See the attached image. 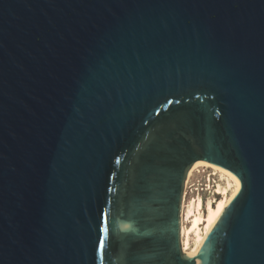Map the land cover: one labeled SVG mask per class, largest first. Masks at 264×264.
<instances>
[{
  "label": "water",
  "instance_id": "water-1",
  "mask_svg": "<svg viewBox=\"0 0 264 264\" xmlns=\"http://www.w3.org/2000/svg\"><path fill=\"white\" fill-rule=\"evenodd\" d=\"M202 158L239 188L189 255ZM0 264H264V0H0Z\"/></svg>",
  "mask_w": 264,
  "mask_h": 264
},
{
  "label": "bare ground",
  "instance_id": "bare-ground-1",
  "mask_svg": "<svg viewBox=\"0 0 264 264\" xmlns=\"http://www.w3.org/2000/svg\"><path fill=\"white\" fill-rule=\"evenodd\" d=\"M194 175H204L205 180L196 179L197 189L189 197L187 186L180 216L182 247L189 255L203 243L239 188L237 176L203 158L189 168L187 185Z\"/></svg>",
  "mask_w": 264,
  "mask_h": 264
},
{
  "label": "rangeland",
  "instance_id": "rangeland-1",
  "mask_svg": "<svg viewBox=\"0 0 264 264\" xmlns=\"http://www.w3.org/2000/svg\"><path fill=\"white\" fill-rule=\"evenodd\" d=\"M187 177H188V174H187ZM197 178L198 179H201V182H204V180H205L204 175H198V176L197 175L196 176L194 175V177H192V179H190V182H189L190 185H192L193 187H197V185H196L197 184V181H196ZM186 181H187V178L185 180V183H187Z\"/></svg>",
  "mask_w": 264,
  "mask_h": 264
},
{
  "label": "built area",
  "instance_id": "built-area-1",
  "mask_svg": "<svg viewBox=\"0 0 264 264\" xmlns=\"http://www.w3.org/2000/svg\"><path fill=\"white\" fill-rule=\"evenodd\" d=\"M184 189H183V194H182V201H183V198H184V195H185V190L187 189V186H188V197L192 194V192H194V190L196 191V189H197V187H193L192 185H190V183H189V185H187V183H185L184 184ZM181 205H182V203H181ZM181 243H182V241H181ZM183 248V247H182ZM183 251H184V249H183Z\"/></svg>",
  "mask_w": 264,
  "mask_h": 264
},
{
  "label": "snow or ice",
  "instance_id": "snow-or-ice-1",
  "mask_svg": "<svg viewBox=\"0 0 264 264\" xmlns=\"http://www.w3.org/2000/svg\"><path fill=\"white\" fill-rule=\"evenodd\" d=\"M103 243H104L103 240H101V241H100V245H101V247H103Z\"/></svg>",
  "mask_w": 264,
  "mask_h": 264
},
{
  "label": "flooded vegetation",
  "instance_id": "flooded-vegetation-1",
  "mask_svg": "<svg viewBox=\"0 0 264 264\" xmlns=\"http://www.w3.org/2000/svg\"><path fill=\"white\" fill-rule=\"evenodd\" d=\"M180 216H181V213H180ZM180 237H181V234H180ZM181 249H182V251H183V248H182V243H181ZM184 252V251H183Z\"/></svg>",
  "mask_w": 264,
  "mask_h": 264
}]
</instances>
